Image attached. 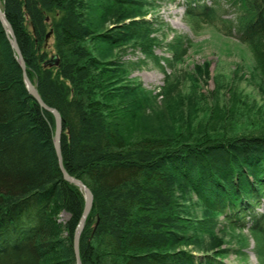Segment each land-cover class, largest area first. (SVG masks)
<instances>
[{
    "label": "trees",
    "instance_id": "obj_1",
    "mask_svg": "<svg viewBox=\"0 0 264 264\" xmlns=\"http://www.w3.org/2000/svg\"><path fill=\"white\" fill-rule=\"evenodd\" d=\"M107 1L152 6L149 0ZM227 1L237 10L234 20L222 17L220 0H187L185 14L249 45L264 75V0ZM76 6L74 0H0L29 80L61 116L63 167L93 195L79 236L80 264H228L216 253L186 247L217 228L219 215L231 228L264 235V205L257 209L264 199V118L252 129L207 125L175 138H130L132 121L112 119L107 97L101 102L109 69L92 74L96 58L82 45L92 30ZM150 28L130 19L100 37L117 45ZM7 36L0 22V264H75L73 235L84 193L63 178L55 119L29 93ZM153 42L140 49L159 61ZM169 44L172 60H180V41ZM53 54L58 64L45 66ZM119 90L130 93L128 85ZM178 191H194L205 217H182L188 212L180 209ZM61 213L64 221H58Z\"/></svg>",
    "mask_w": 264,
    "mask_h": 264
},
{
    "label": "rangeland",
    "instance_id": "obj_2",
    "mask_svg": "<svg viewBox=\"0 0 264 264\" xmlns=\"http://www.w3.org/2000/svg\"><path fill=\"white\" fill-rule=\"evenodd\" d=\"M74 1L92 30L82 44L96 58L92 74L97 78L109 69L110 76L106 78H110L111 84H105L108 93L101 92V102L107 97L112 119L116 116L120 121H132H128L130 138L144 134L175 138L197 133L207 125L252 129L262 124L264 75L258 69L252 48L233 35L223 34L216 25L187 17V0H149L152 6L143 8L114 6L107 0ZM200 1L209 4L210 0ZM220 5L222 17L234 20L236 8L227 0H220ZM130 19L148 21L149 33L117 45L101 40L102 34L107 35ZM148 39L158 43L153 53L159 61L141 51L142 42ZM175 40L180 41L183 53L176 61L172 60L175 55L168 46ZM112 63L120 67L116 75L115 69L111 70ZM126 85L130 91L127 97L119 90ZM136 106L141 110L135 114ZM178 197L181 211L188 212L182 217H205L206 211L194 191H178ZM261 203L264 205L263 200ZM262 205L257 209H262ZM223 217L217 216V228L199 234L197 241L186 249L198 255L216 253L228 264H264L263 233L231 228ZM66 218L67 214H58V221Z\"/></svg>",
    "mask_w": 264,
    "mask_h": 264
},
{
    "label": "water",
    "instance_id": "obj_3",
    "mask_svg": "<svg viewBox=\"0 0 264 264\" xmlns=\"http://www.w3.org/2000/svg\"><path fill=\"white\" fill-rule=\"evenodd\" d=\"M0 22L2 23L5 31L8 34V40L14 49L15 53L17 54L18 57V62L22 70V76L24 79V82L26 84V87L29 91V93L32 95V97L38 102V104L46 111H49L54 119H55V135H54V147H55V152H56V157L59 165V169L62 172L63 178L75 185H77L80 189H82L84 193V207L81 212V215L79 217V220L76 224L74 235H73V252H74V257H75V264H80V259H79V236L80 233L83 229V226L85 224L86 218L90 212V209L92 207L93 203V195L89 188L79 179L69 175L62 164V158H61V150H60V140H61V132H62V119L59 114V112L55 109L52 108L44 103V101L41 99L39 93L37 92L35 86L31 83L29 80L27 74H26V68H25V62L22 58L21 52L19 50V47L16 43L14 33L11 29V26L8 24L7 20L5 19L4 13L0 10ZM49 38V34L46 36V41ZM58 64V58L56 54H53L49 59H47L44 62L45 66H55Z\"/></svg>",
    "mask_w": 264,
    "mask_h": 264
},
{
    "label": "bare ground",
    "instance_id": "obj_4",
    "mask_svg": "<svg viewBox=\"0 0 264 264\" xmlns=\"http://www.w3.org/2000/svg\"><path fill=\"white\" fill-rule=\"evenodd\" d=\"M263 204H264V199H263ZM261 205H262V203H261ZM263 206V205H262ZM259 210V209H258Z\"/></svg>",
    "mask_w": 264,
    "mask_h": 264
}]
</instances>
